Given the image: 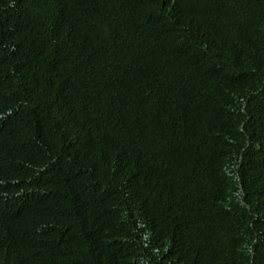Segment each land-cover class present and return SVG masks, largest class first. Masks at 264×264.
I'll return each instance as SVG.
<instances>
[{"label": "trees", "instance_id": "trees-1", "mask_svg": "<svg viewBox=\"0 0 264 264\" xmlns=\"http://www.w3.org/2000/svg\"><path fill=\"white\" fill-rule=\"evenodd\" d=\"M0 264H264V0H0Z\"/></svg>", "mask_w": 264, "mask_h": 264}]
</instances>
